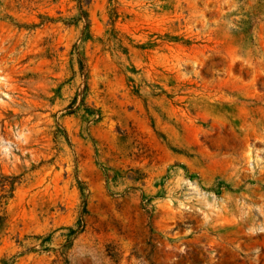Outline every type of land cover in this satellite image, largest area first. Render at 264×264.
Masks as SVG:
<instances>
[{"label":"rangeland","instance_id":"374dc122","mask_svg":"<svg viewBox=\"0 0 264 264\" xmlns=\"http://www.w3.org/2000/svg\"><path fill=\"white\" fill-rule=\"evenodd\" d=\"M84 10L0 0V264H264V0Z\"/></svg>","mask_w":264,"mask_h":264},{"label":"trees","instance_id":"16d2710c","mask_svg":"<svg viewBox=\"0 0 264 264\" xmlns=\"http://www.w3.org/2000/svg\"><path fill=\"white\" fill-rule=\"evenodd\" d=\"M76 6L80 12V18H86L84 6L89 2V0H75ZM87 28V22L85 21V29Z\"/></svg>","mask_w":264,"mask_h":264}]
</instances>
